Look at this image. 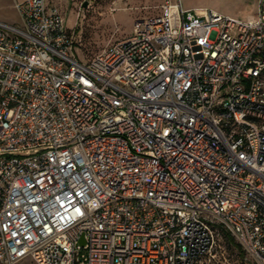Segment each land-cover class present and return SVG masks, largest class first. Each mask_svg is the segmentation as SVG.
Masks as SVG:
<instances>
[{"label":"built area","instance_id":"built-area-1","mask_svg":"<svg viewBox=\"0 0 264 264\" xmlns=\"http://www.w3.org/2000/svg\"><path fill=\"white\" fill-rule=\"evenodd\" d=\"M0 21V264H264V0H166L88 62L50 0Z\"/></svg>","mask_w":264,"mask_h":264},{"label":"rangeland","instance_id":"rangeland-1","mask_svg":"<svg viewBox=\"0 0 264 264\" xmlns=\"http://www.w3.org/2000/svg\"><path fill=\"white\" fill-rule=\"evenodd\" d=\"M166 0H50L63 13L74 39L75 53L88 62L118 40L128 37L138 19L161 13ZM185 10L213 11L225 17L248 21L255 17L259 0H172ZM0 21L21 24L13 0H0ZM209 264H248L245 254L226 239ZM20 264H35L26 260Z\"/></svg>","mask_w":264,"mask_h":264},{"label":"trees","instance_id":"trees-1","mask_svg":"<svg viewBox=\"0 0 264 264\" xmlns=\"http://www.w3.org/2000/svg\"><path fill=\"white\" fill-rule=\"evenodd\" d=\"M225 238H226V241H227L229 244L235 246L237 249H239V250L244 254V252L242 251L241 246L236 242V240L234 239V237H232V236L229 235V234H226Z\"/></svg>","mask_w":264,"mask_h":264},{"label":"bare ground","instance_id":"bare-ground-1","mask_svg":"<svg viewBox=\"0 0 264 264\" xmlns=\"http://www.w3.org/2000/svg\"><path fill=\"white\" fill-rule=\"evenodd\" d=\"M199 11L202 12V11H204V10H201V9H200Z\"/></svg>","mask_w":264,"mask_h":264}]
</instances>
